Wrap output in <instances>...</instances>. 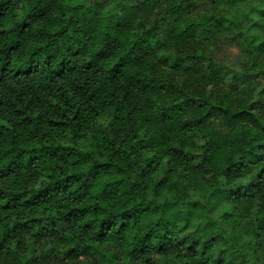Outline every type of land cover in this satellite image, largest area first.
<instances>
[{"label": "clouds", "instance_id": "clouds-1", "mask_svg": "<svg viewBox=\"0 0 264 264\" xmlns=\"http://www.w3.org/2000/svg\"><path fill=\"white\" fill-rule=\"evenodd\" d=\"M0 264H264V0H0Z\"/></svg>", "mask_w": 264, "mask_h": 264}]
</instances>
